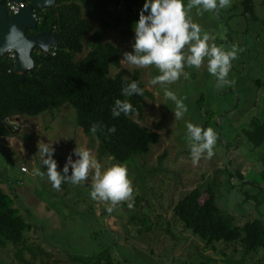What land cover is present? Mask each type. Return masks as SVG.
<instances>
[{
    "label": "rangeland",
    "instance_id": "374dc122",
    "mask_svg": "<svg viewBox=\"0 0 264 264\" xmlns=\"http://www.w3.org/2000/svg\"><path fill=\"white\" fill-rule=\"evenodd\" d=\"M254 4L258 21L240 15V0H231L230 7L218 11L199 14L194 7L189 12L190 19L201 26V35L210 34L214 38L211 42L217 47L227 51L235 44L244 49L232 61L228 79L234 84L227 88L216 87V78L207 71V58L199 69L185 66L189 79L181 76L167 85L150 83L161 74L155 66L139 68L120 63L126 78L138 68L144 87L154 94L152 99L142 100L141 117L133 116L151 129L161 121L160 129H155L160 140L150 146L147 154L135 155L124 163L101 156L98 141L80 129L74 109L66 103L35 117L12 119L17 130L0 139V186L7 193H16V205L32 224L31 231L24 233L25 239L36 242L48 253L39 252L31 264H42V261L76 264L71 256L93 254L107 247L109 238L115 239L112 246L115 258L125 264H200L209 259H214L216 264H231L225 262L230 259L236 263L239 252L224 244H216L215 251L199 254L194 247L201 246V241L174 222L171 208L181 196L197 187L202 191L200 201L207 198L206 188H210L218 206L232 215L236 225H242L256 213L251 199L243 200L246 194H255L256 189L248 183L234 184L228 172L236 169L245 181L264 187L259 158L264 155L259 149L248 151L242 147V138L237 136L259 110L264 96L256 88L249 89L254 79L264 80V0H254ZM89 20L95 24L94 17ZM123 34L121 28L111 29L105 39L120 49V61L125 52L134 54L135 33L126 40ZM84 54L85 51L75 59ZM116 72L111 66L109 74ZM165 87L186 105L188 111L182 119H175L176 105L165 97ZM255 101L256 105L252 106ZM207 111L215 112L217 121L221 118L218 127L213 120L211 124L205 122ZM188 122L211 127L217 133L215 154L211 159L205 154L196 165L190 155ZM40 142L55 149L53 159L61 174L69 155L73 161L78 159L76 147L90 150L102 171L114 164L125 165L133 183V207H128L129 202H122L108 212L109 203L93 200L90 196L92 174L79 185L65 181L60 190L54 189L46 174L47 166L41 163ZM228 143L234 147L231 153ZM21 167L27 172H21ZM37 170L45 174L37 175ZM68 175H71V166ZM261 211L264 217V203ZM140 214H146L151 221L161 216L160 229L139 233V226L130 221ZM16 249L12 243L0 246V264H24L19 262ZM22 257L25 261L30 259L28 251ZM247 264H264V254H256Z\"/></svg>",
    "mask_w": 264,
    "mask_h": 264
},
{
    "label": "trees",
    "instance_id": "16d2710c",
    "mask_svg": "<svg viewBox=\"0 0 264 264\" xmlns=\"http://www.w3.org/2000/svg\"><path fill=\"white\" fill-rule=\"evenodd\" d=\"M186 2L183 0L184 4ZM144 3L145 0H55L47 8L34 7L36 26L25 33L49 31L57 37V44L47 52L34 48L31 52L33 67L24 73L16 71L15 63L7 53L0 57V139L17 130L5 118L35 117L66 103L74 109L76 124L85 134L93 135L90 131L93 123L103 126L93 135L98 141L101 156L124 163L135 155L147 154L150 146L160 140V134L155 129H160L161 121L153 124L154 129H151L140 124L133 116L141 117L142 100L152 99L154 94L144 87L138 68L133 70L129 78L123 76L120 49L105 40L111 29H123L124 40L132 36ZM254 5V0H240V15L244 19L258 21ZM92 17L95 24L89 20ZM83 51L85 54L75 59ZM111 66L117 69L112 76L109 74ZM133 81L138 82L144 90L143 96L128 97L122 94V89ZM250 88H256L264 94V80L254 79ZM116 99L127 100L135 111L114 118L112 107ZM261 100V107L237 136L242 138V147L248 151L259 149L264 155V96ZM212 120L218 127L217 114L207 111L205 122L211 124ZM113 126L115 133H108V129ZM233 148L232 143H228L229 153ZM259 158L262 161L260 173L264 180V158L261 155ZM228 172L234 184L242 186L248 183L256 189L255 194H246L243 199L250 198V202H253L256 209L253 218L246 219L242 225L234 224L232 215L218 206L210 188H206L207 198L200 201L202 191L197 187L173 204L172 216L185 232L201 241V246L197 244L194 247L199 254L215 251L216 244H224L232 246L240 254L236 263L231 259L225 262L247 264V260L256 254H264V217L261 211L264 187L251 180L245 181V177L236 169ZM16 202V193H7L0 186V246L12 243L17 247L19 262L31 264L39 252L48 253L36 242L25 239L24 233L31 231L32 224L26 221ZM160 221L159 215L151 221L146 214H140L132 217L130 223L138 225V232L144 234L159 230ZM114 240L109 238L107 247L93 254L74 255L71 259L76 264H125L114 256ZM25 251L30 255L27 261L22 257ZM42 264H48V261H42ZM200 264H216V261L209 259Z\"/></svg>",
    "mask_w": 264,
    "mask_h": 264
},
{
    "label": "clouds",
    "instance_id": "9594fccd",
    "mask_svg": "<svg viewBox=\"0 0 264 264\" xmlns=\"http://www.w3.org/2000/svg\"><path fill=\"white\" fill-rule=\"evenodd\" d=\"M230 6L231 0H189L187 6L183 0H145L139 19L134 24V54L125 52L120 63L139 68L155 66L161 74L155 76L150 83L167 85L175 83L181 76L189 79L190 73L185 71V66L199 69L207 58V71L216 78L217 88L234 84V81L228 79V75L232 61L237 59L244 49L235 44L227 51L217 47L211 42L214 38L207 32L201 35V26L189 17V12L194 7L199 14H203L204 11H218ZM145 12L148 14L145 15ZM122 94L128 97L143 96L144 90L139 87L138 82L133 81L122 89ZM164 95L175 102V119H182L188 111L186 105L166 87ZM133 111V105L127 100L116 99L112 107L114 118L121 114L127 116ZM186 127L192 163L198 164L205 154L206 158L211 159L215 154L213 149L217 141L215 130L191 122H188ZM102 128L101 124L93 123L90 131L95 135ZM115 131L114 126L108 129L110 134ZM54 151L52 145L38 143L41 163L47 166L46 174L54 189L60 190L65 181L79 185L86 182L92 174L90 196L93 200L109 203L108 212H112L122 202H129L128 207H133V183L125 165L114 164L102 171L101 164L90 150L76 147L74 152L78 159L73 161L69 155L61 174L57 161L53 159ZM69 166L71 175H68ZM36 174L43 176L45 172L37 170Z\"/></svg>",
    "mask_w": 264,
    "mask_h": 264
},
{
    "label": "water",
    "instance_id": "95a60500",
    "mask_svg": "<svg viewBox=\"0 0 264 264\" xmlns=\"http://www.w3.org/2000/svg\"><path fill=\"white\" fill-rule=\"evenodd\" d=\"M5 2H23L24 5L16 13H9ZM54 3L55 0H0V57L12 51L18 73L33 67L31 52L34 48L47 52L57 44V37L49 31L25 33L36 26L34 7L43 9ZM220 121L218 118L219 125Z\"/></svg>",
    "mask_w": 264,
    "mask_h": 264
},
{
    "label": "built area",
    "instance_id": "2783aa9c",
    "mask_svg": "<svg viewBox=\"0 0 264 264\" xmlns=\"http://www.w3.org/2000/svg\"><path fill=\"white\" fill-rule=\"evenodd\" d=\"M5 7L7 8L8 12L9 13H16L20 7H22L24 5L23 2H20V3H15V2H5ZM55 46L52 47V49L54 48ZM9 58H11L12 62L15 63V60H14V56H13V53L12 51H8L7 52ZM6 121H8L9 123H12L17 127V124H15V121L13 122L11 118H5ZM21 171L23 172H26V169L24 167H21Z\"/></svg>",
    "mask_w": 264,
    "mask_h": 264
},
{
    "label": "crops",
    "instance_id": "0c3cea01",
    "mask_svg": "<svg viewBox=\"0 0 264 264\" xmlns=\"http://www.w3.org/2000/svg\"><path fill=\"white\" fill-rule=\"evenodd\" d=\"M21 172H23V171H21ZM27 172V171H26ZM23 173H25V172H23Z\"/></svg>",
    "mask_w": 264,
    "mask_h": 264
}]
</instances>
